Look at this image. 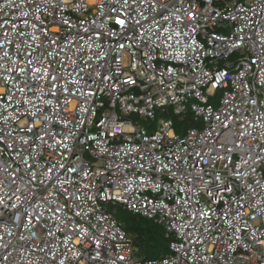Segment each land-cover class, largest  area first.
Here are the masks:
<instances>
[{
    "label": "built area",
    "instance_id": "1",
    "mask_svg": "<svg viewBox=\"0 0 264 264\" xmlns=\"http://www.w3.org/2000/svg\"><path fill=\"white\" fill-rule=\"evenodd\" d=\"M0 264H264V0H0Z\"/></svg>",
    "mask_w": 264,
    "mask_h": 264
},
{
    "label": "trees",
    "instance_id": "2",
    "mask_svg": "<svg viewBox=\"0 0 264 264\" xmlns=\"http://www.w3.org/2000/svg\"><path fill=\"white\" fill-rule=\"evenodd\" d=\"M190 119L191 116L189 115ZM187 122V120L185 119ZM178 130V129H177ZM133 236L138 253L146 258L163 255L169 248L165 230L153 219L130 212L128 223L124 226Z\"/></svg>",
    "mask_w": 264,
    "mask_h": 264
},
{
    "label": "rangeland",
    "instance_id": "3",
    "mask_svg": "<svg viewBox=\"0 0 264 264\" xmlns=\"http://www.w3.org/2000/svg\"><path fill=\"white\" fill-rule=\"evenodd\" d=\"M213 103L215 106L219 105V96L213 99ZM189 115L191 116V113H189L186 118L187 122L179 121L178 116L174 113V107L171 105V106H167L165 110H162L160 108L157 109V114H156L155 119H152L149 117L144 118L140 116L139 114H133L132 118L135 121H138L139 123H141L145 128L148 129L149 132H151L155 128H158V123H157L158 118H165V119L173 118L176 123V130L178 129L177 132L180 134L183 133L184 129L188 127L196 126L198 128H202L204 126V122L202 121V119L200 121H193L192 117L190 119ZM112 209L113 211H115V216L117 217V219H119V221H121L123 225L126 226V224L128 223V219H129V215L131 211L123 208L120 205H115L112 207ZM160 226L163 228V230H165L162 225ZM167 244H169L170 246V240L167 241ZM169 252H170V249L168 248L167 251L163 255H166Z\"/></svg>",
    "mask_w": 264,
    "mask_h": 264
},
{
    "label": "snow or ice",
    "instance_id": "4",
    "mask_svg": "<svg viewBox=\"0 0 264 264\" xmlns=\"http://www.w3.org/2000/svg\"><path fill=\"white\" fill-rule=\"evenodd\" d=\"M117 23L123 25L125 22L123 20H118Z\"/></svg>",
    "mask_w": 264,
    "mask_h": 264
}]
</instances>
